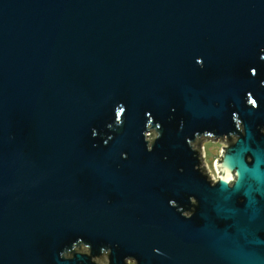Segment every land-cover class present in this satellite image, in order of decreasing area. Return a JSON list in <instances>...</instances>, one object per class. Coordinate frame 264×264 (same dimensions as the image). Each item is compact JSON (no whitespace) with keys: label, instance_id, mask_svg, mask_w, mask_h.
Segmentation results:
<instances>
[{"label":"water","instance_id":"95a60500","mask_svg":"<svg viewBox=\"0 0 264 264\" xmlns=\"http://www.w3.org/2000/svg\"><path fill=\"white\" fill-rule=\"evenodd\" d=\"M261 56L264 0H0V264H65L81 238L113 264H264V173L211 189L185 143L235 114L264 162ZM193 196L191 220L170 207Z\"/></svg>","mask_w":264,"mask_h":264},{"label":"clouds","instance_id":"9594fccd","mask_svg":"<svg viewBox=\"0 0 264 264\" xmlns=\"http://www.w3.org/2000/svg\"><path fill=\"white\" fill-rule=\"evenodd\" d=\"M264 60V56L260 57ZM204 65L201 63V70H203ZM251 75L253 77L257 76L255 69L251 70ZM262 87H264V82H262ZM247 105L252 110H258L259 103L251 94L247 97ZM125 114V108L119 107V110H115V122L118 127L123 126V119H121ZM147 124L145 125V130L142 132V137L146 145V151L151 153L154 149V145L157 140L162 138V125L160 123H155V127H151L154 124V118L149 114ZM234 121L235 130L223 135H217L215 132L204 130L202 132H195L190 137H185V143L188 149L193 153L194 158L197 160V164L194 165L193 171L198 172L201 176L205 178L207 185L211 189H217L223 186L229 191H236L238 186L241 185L242 176L251 177L257 170L260 173H264V162L257 164L256 157L251 152L240 153L239 149L241 147L242 137H246L247 130L246 126L242 120L237 118L235 114L232 117ZM108 127L111 129V125ZM181 128H183V122H181ZM115 131V129H111ZM261 134L264 135V129H261ZM97 133L94 131V136ZM211 150V160L212 163L209 164ZM233 150H237L234 152ZM260 150V149H256ZM230 153L234 157H237L239 161L244 165L247 171H242L239 164L237 166L224 169L223 161L226 156ZM122 158H127L126 154H122ZM166 159V157H165ZM183 172V169H180ZM189 203L192 206L188 210H185L182 206H178L175 201H170V207L177 208L180 211L183 219L191 220L195 214L196 208L199 207V201L193 196L189 197ZM241 203H244L242 200ZM158 255H164V253L154 250ZM112 248L102 247L100 249L99 255H93L91 245L84 242L83 239H77L70 247H65L58 253V260L64 261L65 264H71L77 258H88L90 264H113L112 262ZM123 264H139L138 260L133 257H125Z\"/></svg>","mask_w":264,"mask_h":264},{"label":"flooded vegetation","instance_id":"af4514ba","mask_svg":"<svg viewBox=\"0 0 264 264\" xmlns=\"http://www.w3.org/2000/svg\"><path fill=\"white\" fill-rule=\"evenodd\" d=\"M261 129H264V126H259V127L257 128V131H258L257 141H258L259 139L264 138V135L261 134V131H260ZM253 197H254L255 199H259V198H260V196H259L258 194H253ZM242 200L245 202V199H244V197H243V193H242V191H240V192L237 194V197H236V202H237V205H238V206H242V205L244 204V203H241Z\"/></svg>","mask_w":264,"mask_h":264},{"label":"rangeland","instance_id":"374dc122","mask_svg":"<svg viewBox=\"0 0 264 264\" xmlns=\"http://www.w3.org/2000/svg\"><path fill=\"white\" fill-rule=\"evenodd\" d=\"M209 164H211L212 163V160H211V150H210V158H209Z\"/></svg>","mask_w":264,"mask_h":264}]
</instances>
